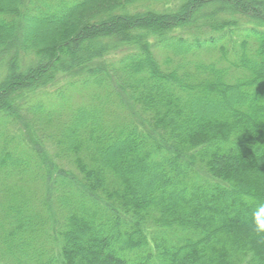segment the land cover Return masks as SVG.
Returning a JSON list of instances; mask_svg holds the SVG:
<instances>
[{"label":"trees","instance_id":"1","mask_svg":"<svg viewBox=\"0 0 264 264\" xmlns=\"http://www.w3.org/2000/svg\"><path fill=\"white\" fill-rule=\"evenodd\" d=\"M264 0H0V264H264Z\"/></svg>","mask_w":264,"mask_h":264},{"label":"clouds","instance_id":"2","mask_svg":"<svg viewBox=\"0 0 264 264\" xmlns=\"http://www.w3.org/2000/svg\"><path fill=\"white\" fill-rule=\"evenodd\" d=\"M244 199L250 205L248 219L253 232L257 236H264V199L247 196Z\"/></svg>","mask_w":264,"mask_h":264}]
</instances>
